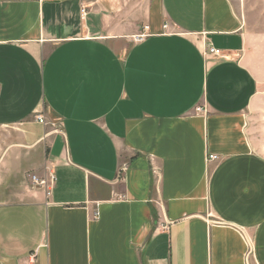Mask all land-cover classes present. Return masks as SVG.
I'll return each mask as SVG.
<instances>
[{
	"label": "crops",
	"instance_id": "1",
	"mask_svg": "<svg viewBox=\"0 0 264 264\" xmlns=\"http://www.w3.org/2000/svg\"><path fill=\"white\" fill-rule=\"evenodd\" d=\"M259 26L245 0H0V264H264Z\"/></svg>",
	"mask_w": 264,
	"mask_h": 264
},
{
	"label": "rangeland",
	"instance_id": "2",
	"mask_svg": "<svg viewBox=\"0 0 264 264\" xmlns=\"http://www.w3.org/2000/svg\"><path fill=\"white\" fill-rule=\"evenodd\" d=\"M252 11L255 20L260 23L259 29L264 30V0H245ZM262 109L253 111L250 116V129L252 138L259 148L264 151V89Z\"/></svg>",
	"mask_w": 264,
	"mask_h": 264
},
{
	"label": "built area",
	"instance_id": "3",
	"mask_svg": "<svg viewBox=\"0 0 264 264\" xmlns=\"http://www.w3.org/2000/svg\"><path fill=\"white\" fill-rule=\"evenodd\" d=\"M82 13L83 15L86 14V10L83 9L82 10ZM146 29L148 28V26L145 27ZM169 28V24L168 23H165L164 24V29H168ZM148 34L145 32V33H141V34H137L134 36V40L135 41H141L143 40ZM207 53L209 55H212V56H221L223 54L222 50L213 46V45H209L208 46V49H207ZM201 110H203V108H200ZM37 119L42 122V123H45V117L43 115H39L37 117ZM218 158V156H216L215 154H210L209 155V159L210 160H216ZM30 177L32 178V181L34 182V184H36L37 186H43L45 188L48 189V193L50 192L49 189L51 188L52 184L54 183L55 181V176L52 175L50 176L49 178H37V176L35 175H30ZM98 213H96L97 215ZM168 223H165V227H168L167 226Z\"/></svg>",
	"mask_w": 264,
	"mask_h": 264
}]
</instances>
